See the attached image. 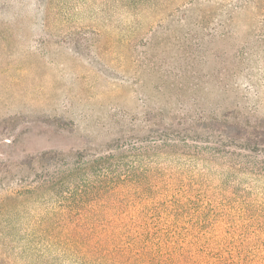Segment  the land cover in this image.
I'll list each match as a JSON object with an SVG mask.
<instances>
[{
    "label": "rangeland",
    "instance_id": "374dc122",
    "mask_svg": "<svg viewBox=\"0 0 264 264\" xmlns=\"http://www.w3.org/2000/svg\"><path fill=\"white\" fill-rule=\"evenodd\" d=\"M223 113L264 154V0H0V264H107L123 221L264 264V176L152 149Z\"/></svg>",
    "mask_w": 264,
    "mask_h": 264
},
{
    "label": "trees",
    "instance_id": "16d2710c",
    "mask_svg": "<svg viewBox=\"0 0 264 264\" xmlns=\"http://www.w3.org/2000/svg\"><path fill=\"white\" fill-rule=\"evenodd\" d=\"M228 116L229 113H223L220 119L212 116L202 120V132H186L182 138H176L171 129L158 137L160 142L152 149L154 152L200 157L264 176V154L260 148L262 143L257 140L258 130L255 126H250L249 121L245 124L236 122L234 125L237 130L232 134ZM112 157L114 155L110 152L89 159L79 155L74 161L73 169L76 172L85 170L93 163L109 161ZM111 174H105L107 196L114 194L119 184L128 178L125 174ZM64 177L66 175L60 176V180ZM113 202L115 203L112 205L117 206L119 200ZM150 224L149 221L134 224L121 222L123 229H134V233L107 236V264H251V256L247 252L224 253L215 248L214 243L218 239L201 235L185 236L176 233V225L152 227L154 223Z\"/></svg>",
    "mask_w": 264,
    "mask_h": 264
}]
</instances>
